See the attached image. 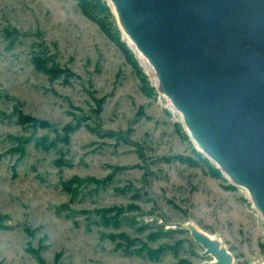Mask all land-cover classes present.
<instances>
[{
  "label": "rangeland",
  "instance_id": "obj_1",
  "mask_svg": "<svg viewBox=\"0 0 264 264\" xmlns=\"http://www.w3.org/2000/svg\"><path fill=\"white\" fill-rule=\"evenodd\" d=\"M95 1L92 18L79 0H0V264L213 261L190 225L234 264H264L248 190L196 147Z\"/></svg>",
  "mask_w": 264,
  "mask_h": 264
},
{
  "label": "water",
  "instance_id": "obj_2",
  "mask_svg": "<svg viewBox=\"0 0 264 264\" xmlns=\"http://www.w3.org/2000/svg\"><path fill=\"white\" fill-rule=\"evenodd\" d=\"M198 149L264 219V0H108ZM214 260L234 264L193 225Z\"/></svg>",
  "mask_w": 264,
  "mask_h": 264
},
{
  "label": "trees",
  "instance_id": "obj_3",
  "mask_svg": "<svg viewBox=\"0 0 264 264\" xmlns=\"http://www.w3.org/2000/svg\"><path fill=\"white\" fill-rule=\"evenodd\" d=\"M80 1V4L82 5V9L84 10V12L89 16V17H92V18H94L93 17V14L91 13V11L88 9L89 8V4H88V2H87V0H79ZM92 4H94L95 5V7H97L98 5H99V3H98V1L96 0L95 1V3H92ZM92 6V5H91ZM93 7V6H92ZM94 8V7H93ZM35 60V63H36V65L39 67V68H41V69H44V70H46V66H44L43 64V61H41L39 58H35L34 59Z\"/></svg>",
  "mask_w": 264,
  "mask_h": 264
},
{
  "label": "bare ground",
  "instance_id": "obj_4",
  "mask_svg": "<svg viewBox=\"0 0 264 264\" xmlns=\"http://www.w3.org/2000/svg\"><path fill=\"white\" fill-rule=\"evenodd\" d=\"M126 35V34H125ZM126 37H127V39H128V41H129V43L134 47V49L145 59V61L148 63V61H147V59L138 51V49L136 48V46L134 45V43L131 41V39L126 35ZM128 43V42H127ZM150 65V64H149ZM151 66V65H150ZM151 68H152V66H151ZM151 71V70H150ZM153 76V75H152ZM170 104V106H172L171 105V103H169ZM169 106V107H170ZM180 113V112H179ZM181 114V113H180ZM193 142H194V140H193ZM194 144L196 145V147L197 148H199L198 147V145L194 142ZM210 237H213L214 238V236L213 235H210V234H208Z\"/></svg>",
  "mask_w": 264,
  "mask_h": 264
},
{
  "label": "built area",
  "instance_id": "obj_5",
  "mask_svg": "<svg viewBox=\"0 0 264 264\" xmlns=\"http://www.w3.org/2000/svg\"><path fill=\"white\" fill-rule=\"evenodd\" d=\"M164 97H166V96L164 95Z\"/></svg>",
  "mask_w": 264,
  "mask_h": 264
}]
</instances>
